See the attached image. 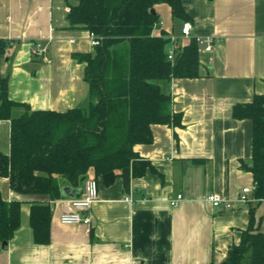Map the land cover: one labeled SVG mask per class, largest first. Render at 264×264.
Returning <instances> with one entry per match:
<instances>
[{"label": "crops", "instance_id": "0c3cea01", "mask_svg": "<svg viewBox=\"0 0 264 264\" xmlns=\"http://www.w3.org/2000/svg\"><path fill=\"white\" fill-rule=\"evenodd\" d=\"M70 0H0V39L10 43L0 55V80L8 79L11 100L33 111L66 112L85 107L89 86L85 63L76 54L94 53L90 31L70 29ZM191 37L213 38L214 49L200 48V77L159 85L173 99L182 126L153 125V142L135 151L151 163L145 176L131 174L129 194L121 175L105 187L90 211L91 225H63L71 201L84 197L83 186H61V199L22 196L8 178L0 181L4 200L22 202L21 225L0 264H221L249 229L264 233V201L242 203L254 178L242 168L251 163L253 126L233 117L234 106L264 94V0H183ZM156 37H176L181 45L185 22L171 8L157 5ZM46 48L45 58L32 44ZM1 93V87H0ZM25 112L13 110V117ZM11 121L0 119V153L9 155ZM122 174V173H121ZM89 178H94L92 175ZM215 193L235 208L216 209L205 197ZM178 195V207L170 201ZM130 198L131 201H127ZM33 202L52 209L49 245L34 242Z\"/></svg>", "mask_w": 264, "mask_h": 264}, {"label": "trees", "instance_id": "16d2710c", "mask_svg": "<svg viewBox=\"0 0 264 264\" xmlns=\"http://www.w3.org/2000/svg\"><path fill=\"white\" fill-rule=\"evenodd\" d=\"M70 1L75 4L67 15L68 28L85 29L101 39L94 53L74 55L86 64L87 105L63 113L33 111L11 100L8 79L0 80V119L11 121L10 154L0 153V181L8 178L12 191L22 196L58 200L63 183L79 188L90 175L99 183L106 174L119 177L125 169L134 178L145 176L152 166L135 146L153 142V125L182 126L172 96L159 84L200 77L197 38L181 45L172 63L169 38L153 35L160 24L157 5H168L175 20L190 21L183 0ZM9 48L0 39V55ZM19 107L25 112L13 117ZM233 117L252 122V160L242 168L253 175V197L264 200V94L236 104ZM21 205L4 200L0 191V249L21 225ZM51 219L50 204L32 203L30 225L37 245L50 244ZM221 264H264V233L247 230Z\"/></svg>", "mask_w": 264, "mask_h": 264}, {"label": "built area", "instance_id": "2783aa9c", "mask_svg": "<svg viewBox=\"0 0 264 264\" xmlns=\"http://www.w3.org/2000/svg\"><path fill=\"white\" fill-rule=\"evenodd\" d=\"M191 22H185L182 28V37L184 39L191 38L192 31ZM90 40L93 47H96L100 44L101 39L95 34L90 33ZM169 46L167 49V55L169 61L172 63L176 60L178 53L181 51V44L179 43L178 38L172 36L169 37ZM200 44V48L206 51H212L214 49V39L205 38L197 39ZM46 48L40 43L32 44V54L34 56L45 58ZM84 188V197L79 199H73L71 201L72 211L65 212L60 216V222L63 225H91L92 218L90 211L93 204L98 200L99 197V185L98 181L94 178H87L83 183ZM255 187L244 188L242 194L239 196V201L242 203H248L250 201H258L253 197ZM206 201L209 202L216 209H227L231 210L235 208V204L231 200L222 199L219 195L215 193H209L205 197ZM183 200V195H178L176 198L170 201L172 207H178ZM127 201H131L130 198H127ZM264 201V200H260Z\"/></svg>", "mask_w": 264, "mask_h": 264}, {"label": "water", "instance_id": "95a60500", "mask_svg": "<svg viewBox=\"0 0 264 264\" xmlns=\"http://www.w3.org/2000/svg\"><path fill=\"white\" fill-rule=\"evenodd\" d=\"M153 13H155V10H152ZM116 174L115 173H108L106 174L103 178H102V181H103V184L105 187H109L110 185L114 184L115 181H116ZM121 178H122V181H123V186H124V189H125V192L127 194H129V189H130V181H131V172L129 169H125L122 174H121ZM87 178H84L82 180V183H81V186H83V183L85 182ZM7 245V243H4L3 244V247H5Z\"/></svg>", "mask_w": 264, "mask_h": 264}]
</instances>
